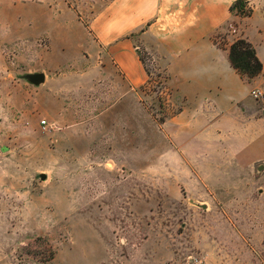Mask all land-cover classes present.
<instances>
[{"label":"rangeland","instance_id":"374dc122","mask_svg":"<svg viewBox=\"0 0 264 264\" xmlns=\"http://www.w3.org/2000/svg\"><path fill=\"white\" fill-rule=\"evenodd\" d=\"M104 1L68 3L85 21L88 4ZM181 10L167 9L157 32L179 34ZM13 16L0 10V264H218L220 250L227 264L239 246L264 257V159L228 166L237 161L230 114L206 121L204 136L191 134L196 123L182 128L187 74L142 44L146 25L125 35L146 72L126 105L107 112L106 88H93L101 75L74 77L63 90L72 113L58 120L51 86L24 78L52 61L47 39ZM237 37L229 23L212 40ZM249 95L264 108L262 84Z\"/></svg>","mask_w":264,"mask_h":264},{"label":"crops","instance_id":"0c3cea01","mask_svg":"<svg viewBox=\"0 0 264 264\" xmlns=\"http://www.w3.org/2000/svg\"><path fill=\"white\" fill-rule=\"evenodd\" d=\"M68 1L0 0L1 11L14 13L13 24L27 25L35 34L34 40L39 35L47 39V54L52 61L43 69L42 84L51 86L48 88L60 106L58 120L72 113L66 106L71 96L63 90L72 87L70 82L65 83L74 77L84 85L88 77L101 75V82L93 88H106L103 99L107 112L126 105L129 98L125 95L140 87L146 72L136 47L125 40V35L146 25L139 35L142 44L156 53L163 51L172 73L187 74L178 85L192 101L176 116L183 122L187 120L182 128L196 123V132L191 129V134L204 136L208 130L204 129L206 121L230 114L225 116V128L233 138L237 161L228 166L246 169L251 162L264 159V108L249 95L254 83L264 88V0H249L253 11L245 17L229 11L234 0H107L96 6L89 3L90 15L85 21L78 15V7ZM178 6H182L181 32L172 37L157 32L156 24L164 18L163 13ZM229 23L236 25L239 37L253 44L262 62V71L251 81L230 66L227 48L234 39L226 47L212 40L213 33ZM203 96L207 98L200 99ZM202 102L208 106L203 107ZM260 196H264L263 192ZM217 257L218 264H223L221 250ZM231 258L227 264H264L263 255L254 254L249 247L235 248Z\"/></svg>","mask_w":264,"mask_h":264},{"label":"trees","instance_id":"16d2710c","mask_svg":"<svg viewBox=\"0 0 264 264\" xmlns=\"http://www.w3.org/2000/svg\"><path fill=\"white\" fill-rule=\"evenodd\" d=\"M229 11L236 15L245 17L252 13L253 8L249 0H234L229 6ZM141 52L142 50L140 47H137L139 58ZM227 53L230 66L240 76L253 78L262 71V62L258 58L253 44L246 38L238 37L234 39L229 44ZM140 60L142 61L141 58Z\"/></svg>","mask_w":264,"mask_h":264},{"label":"water","instance_id":"95a60500","mask_svg":"<svg viewBox=\"0 0 264 264\" xmlns=\"http://www.w3.org/2000/svg\"><path fill=\"white\" fill-rule=\"evenodd\" d=\"M24 78L27 79L28 81L32 82L35 85H39V84L44 82V73L43 72L26 73L24 75ZM40 178L44 179L45 175L43 173L40 174Z\"/></svg>","mask_w":264,"mask_h":264},{"label":"built area","instance_id":"2783aa9c","mask_svg":"<svg viewBox=\"0 0 264 264\" xmlns=\"http://www.w3.org/2000/svg\"><path fill=\"white\" fill-rule=\"evenodd\" d=\"M252 93L255 97H257L260 92L258 90H253ZM42 122H43V120H42ZM199 264H202V263H199Z\"/></svg>","mask_w":264,"mask_h":264}]
</instances>
